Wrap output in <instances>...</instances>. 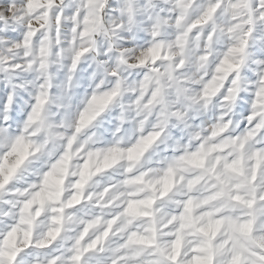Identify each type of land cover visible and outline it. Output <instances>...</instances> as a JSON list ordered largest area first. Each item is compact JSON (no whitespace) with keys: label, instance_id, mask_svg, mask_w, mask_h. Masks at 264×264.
I'll return each mask as SVG.
<instances>
[{"label":"clouds","instance_id":"9594fccd","mask_svg":"<svg viewBox=\"0 0 264 264\" xmlns=\"http://www.w3.org/2000/svg\"><path fill=\"white\" fill-rule=\"evenodd\" d=\"M0 264H264V0H0Z\"/></svg>","mask_w":264,"mask_h":264}]
</instances>
